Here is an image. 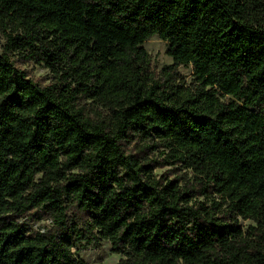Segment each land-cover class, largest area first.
<instances>
[{
    "label": "trees",
    "instance_id": "1",
    "mask_svg": "<svg viewBox=\"0 0 264 264\" xmlns=\"http://www.w3.org/2000/svg\"><path fill=\"white\" fill-rule=\"evenodd\" d=\"M0 32V264H264V0H0Z\"/></svg>",
    "mask_w": 264,
    "mask_h": 264
},
{
    "label": "rangeland",
    "instance_id": "2",
    "mask_svg": "<svg viewBox=\"0 0 264 264\" xmlns=\"http://www.w3.org/2000/svg\"><path fill=\"white\" fill-rule=\"evenodd\" d=\"M3 44L4 36L0 32V53L3 50ZM144 48L150 56L151 70L155 76L160 75V70L163 66L172 64V59L165 52L166 43L159 37L155 35L149 37L144 42ZM16 66L24 70L29 78L40 85L46 86L56 81L48 68L36 62H25L22 58L17 57ZM177 72L186 83H193L192 66L179 65L177 67ZM126 150L133 153H136L137 151L131 144L127 146ZM161 152L162 147L157 150L146 151L145 153H142V156L153 158L157 162H161L164 158V154H161ZM153 172L156 179H160L163 182H165V179L171 180L177 178L179 184L184 187H187L193 179L191 172L182 168L180 165L157 166ZM195 200L202 201L203 197L196 196ZM17 221L20 223H26L34 230L45 231L51 226V219L48 216L43 215L37 217L34 210L28 212L23 217L17 218ZM242 223L246 224L247 221H243ZM77 254L83 258L87 264H117L121 257L119 254L112 252L110 244L105 240L100 241L99 245L83 243L77 250Z\"/></svg>",
    "mask_w": 264,
    "mask_h": 264
}]
</instances>
